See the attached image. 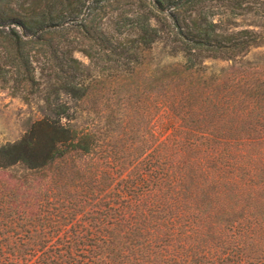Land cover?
<instances>
[{
    "label": "trees",
    "instance_id": "trees-1",
    "mask_svg": "<svg viewBox=\"0 0 264 264\" xmlns=\"http://www.w3.org/2000/svg\"><path fill=\"white\" fill-rule=\"evenodd\" d=\"M252 2L0 0V80L46 110L0 143V212L46 220L0 264H264V63H203L257 43L213 20Z\"/></svg>",
    "mask_w": 264,
    "mask_h": 264
},
{
    "label": "rangeland",
    "instance_id": "rangeland-1",
    "mask_svg": "<svg viewBox=\"0 0 264 264\" xmlns=\"http://www.w3.org/2000/svg\"><path fill=\"white\" fill-rule=\"evenodd\" d=\"M257 4L258 3L252 2L249 4V6H245V8H234L233 10L235 12H230L229 7L226 5H218L214 7L215 12L213 15V20H217L219 17L222 23H226L228 25L233 23L234 28L244 26L253 27L259 31L260 35L258 36L259 38L257 43L251 45L247 49L241 60H235L232 62L229 59L205 58L203 63L208 66L205 70L206 76H210L211 71L217 73L220 68L226 69L227 71L231 68H239L240 70L247 69L250 71L252 70V67L245 66V63L251 65L253 63H264V11H260V14H255V9L258 8L255 5ZM259 9L260 7L258 10ZM238 12H242L243 14H239ZM152 21H154V18ZM150 52L152 59L149 58L151 63L148 64L147 67H151L154 61L160 57V62L174 61L181 58L179 54L173 56L163 55L160 42H157ZM72 55L80 60L83 64H87L89 62L87 55L79 49H73ZM238 63L241 64L239 65ZM7 85L8 82L4 83L0 80V143L18 138L32 119L38 117L42 112L46 111L42 104L43 102L41 96L32 94L28 99H25L22 97L20 92H12ZM98 93V90H96L94 96ZM105 94H110V91L104 92V95ZM156 125L158 127L160 124L156 123ZM166 132L167 129L162 135H164ZM33 189L34 188H29L27 191L25 190L26 194H28L30 191L28 195H31V191ZM0 191L2 193L8 194L10 190L7 186L2 185L0 186ZM19 194L20 192L17 193L18 196ZM43 202L45 205L51 207L53 200L48 196L43 200ZM45 224L46 220L41 218L31 222H26V220L18 219V217H11L8 219V217L0 212V239L8 238L16 241L26 240L28 238L26 232H38L42 230L41 227ZM57 237H61V235L53 234L48 237H37V239H47L51 241L55 240Z\"/></svg>",
    "mask_w": 264,
    "mask_h": 264
}]
</instances>
